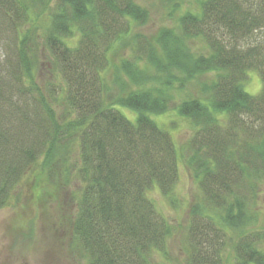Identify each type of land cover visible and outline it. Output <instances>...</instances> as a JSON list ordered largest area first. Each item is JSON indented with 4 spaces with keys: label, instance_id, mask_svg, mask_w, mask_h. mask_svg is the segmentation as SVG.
I'll return each instance as SVG.
<instances>
[{
    "label": "trees",
    "instance_id": "16d2710c",
    "mask_svg": "<svg viewBox=\"0 0 264 264\" xmlns=\"http://www.w3.org/2000/svg\"><path fill=\"white\" fill-rule=\"evenodd\" d=\"M198 2L154 46L131 35L147 19L133 0H0V210L39 169L57 190L80 184L70 249L85 264H264V226L251 213L264 181V0ZM126 41L119 70L130 85L114 77L107 87L110 54ZM45 50L58 87L37 82ZM143 62L165 73L157 89L145 88ZM250 71L261 81L255 95L243 88ZM210 73L198 96L171 103L160 93ZM159 115L192 131L186 165L199 194L181 262L168 256L169 227L148 197L154 187L168 196L179 174L174 128Z\"/></svg>",
    "mask_w": 264,
    "mask_h": 264
},
{
    "label": "rangeland",
    "instance_id": "374dc122",
    "mask_svg": "<svg viewBox=\"0 0 264 264\" xmlns=\"http://www.w3.org/2000/svg\"><path fill=\"white\" fill-rule=\"evenodd\" d=\"M133 1L147 11V19L141 24H134L131 35L140 34L154 46L162 30L176 31L175 26L182 13H198L199 11V0ZM127 41L116 46L110 54L111 65L103 75L107 87L111 86L114 77H118L119 86L128 87L130 85L125 73L119 70L121 61L129 58V41ZM188 46L192 53L202 52L203 46L200 41H189ZM156 49L158 51L159 48ZM5 54L6 50L2 45L0 46L1 61L5 59ZM159 57L162 56L159 55ZM39 64L41 65L37 78L39 84L50 81L56 87L61 85L59 73L54 70V63L50 60L46 50L45 54H40ZM139 68L149 77V83L145 88L154 85L157 89L160 82L154 81L155 76L158 75L162 79L166 77L165 73H156L154 66L147 62L140 63ZM247 74L243 88L249 94L255 95L261 89L259 75L254 71ZM211 75L210 73L197 76L184 86L178 83L172 84L170 89H162L160 93L164 98L171 100V103H179L183 99L200 95L202 84H208ZM127 114L131 119L135 116L132 112H127ZM152 119L157 120L159 124L163 122L167 128H174L170 132L177 156H180L178 179L171 193L166 196L154 187L150 190L148 197L169 227L170 233L166 240L168 256L174 262H181L184 258L182 237L187 227L189 209L196 202L199 194L197 181L186 165L185 145L192 131L186 119L175 118L174 115L152 116ZM79 187L78 182L70 181L66 185L67 190L60 191L48 183L43 171L35 169L33 173H30L18 188V197L0 210V264H85V260L80 257L79 253L75 254L70 249L71 224L69 219L76 201L72 195L77 197ZM257 190V201L251 212L255 228L264 226V181ZM63 191L68 193L64 194Z\"/></svg>",
    "mask_w": 264,
    "mask_h": 264
}]
</instances>
